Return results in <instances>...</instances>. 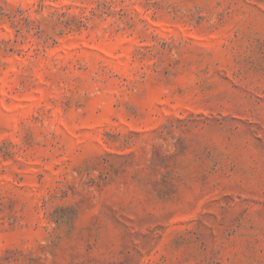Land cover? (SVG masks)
Here are the masks:
<instances>
[{
  "label": "rangeland",
  "instance_id": "1",
  "mask_svg": "<svg viewBox=\"0 0 264 264\" xmlns=\"http://www.w3.org/2000/svg\"><path fill=\"white\" fill-rule=\"evenodd\" d=\"M0 264H264V0H0Z\"/></svg>",
  "mask_w": 264,
  "mask_h": 264
}]
</instances>
